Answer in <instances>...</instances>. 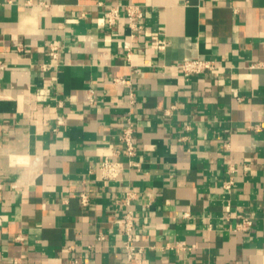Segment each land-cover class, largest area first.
Returning <instances> with one entry per match:
<instances>
[{
	"label": "crops",
	"instance_id": "1",
	"mask_svg": "<svg viewBox=\"0 0 264 264\" xmlns=\"http://www.w3.org/2000/svg\"><path fill=\"white\" fill-rule=\"evenodd\" d=\"M128 4L133 38L123 11L105 23ZM186 59L220 70L184 77ZM106 157L125 166L116 181ZM0 264H264V0H0Z\"/></svg>",
	"mask_w": 264,
	"mask_h": 264
},
{
	"label": "built area",
	"instance_id": "2",
	"mask_svg": "<svg viewBox=\"0 0 264 264\" xmlns=\"http://www.w3.org/2000/svg\"><path fill=\"white\" fill-rule=\"evenodd\" d=\"M123 11L125 17L128 22V28L130 30V37L133 38L140 30L141 26L138 24V20L143 16L142 10L135 5L128 4L124 6H109L108 10L105 14V23L108 27H112L116 24L119 19L120 12ZM163 48V44L161 47ZM48 56L52 60L57 59V47L54 45H49L48 48ZM178 71L184 76L189 77L192 75H199L205 72H218L220 70L219 65L211 60H203V59H186L181 61L177 65ZM42 72L48 70L46 65H42L40 67ZM114 83L116 84H125L129 85V81H125L123 79H115ZM237 100L240 101V98L236 97ZM134 101L132 96L129 95V99L127 101V105L130 109H132ZM129 109L128 116L125 120L124 126L121 129L119 135V143L122 147V153L126 156L127 159H131L136 153V146L134 144V136L135 129L134 124L130 118L131 110ZM164 115H169V109L163 111ZM115 156L114 153H112ZM132 165L131 161L127 163V166ZM124 164L121 161L111 158H104L98 168L97 171L100 175V178L106 182L116 181L124 171ZM236 169L233 165L227 163V167L225 170L226 179L223 182V189L230 190L235 182H234V174ZM134 198V193L128 191L125 194L122 203L125 207H127L125 213L122 216L120 222L121 234L124 237L122 241V250L125 253L126 260L131 261L134 257L140 252V249L133 245V231L135 227V218L131 211L128 209L130 206L131 200ZM79 200L82 206L88 205V196L86 193L79 194ZM250 221L246 219H241V222L236 225V231H247L250 228ZM104 239L103 235L99 234L96 236L97 241H102ZM169 249H175L176 251H183L185 249V245L182 242H178L169 247Z\"/></svg>",
	"mask_w": 264,
	"mask_h": 264
}]
</instances>
